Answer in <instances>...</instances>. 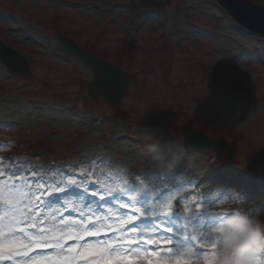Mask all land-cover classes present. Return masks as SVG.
<instances>
[{
  "label": "rangeland",
  "instance_id": "374dc122",
  "mask_svg": "<svg viewBox=\"0 0 264 264\" xmlns=\"http://www.w3.org/2000/svg\"><path fill=\"white\" fill-rule=\"evenodd\" d=\"M56 34L130 73L120 115L88 97L92 71ZM0 37L25 54L33 73L16 77L0 61V158H12L0 159V170L79 165L113 188L122 186L120 176L142 180L143 173L154 198L171 188L193 209L179 189L195 186L204 230L219 211L216 192L244 196L264 219V39L241 29L215 0H0ZM194 129L230 144L195 150L184 143ZM173 219L182 221L179 208ZM120 256L113 264L157 260Z\"/></svg>",
  "mask_w": 264,
  "mask_h": 264
},
{
  "label": "snow or ice",
  "instance_id": "6c2138e0",
  "mask_svg": "<svg viewBox=\"0 0 264 264\" xmlns=\"http://www.w3.org/2000/svg\"><path fill=\"white\" fill-rule=\"evenodd\" d=\"M113 166L119 170L116 162ZM137 176L143 179L120 176L122 186L113 188L98 182L91 171L81 172L79 165L53 166L47 173L15 163L3 168L0 264H91L100 260L113 264L112 257L123 259L122 252L125 256L150 254L157 257L156 264H177L182 256H187L182 264L193 260L209 264L214 252L211 229L222 217L212 211L214 223L204 230L201 214L205 210L186 215L183 197L176 200L169 188V196L154 198V187L143 173ZM109 182L117 184L111 176ZM179 191H187L188 199L197 194L195 186L186 185ZM177 208L182 221L173 219ZM49 222L51 229L37 228L38 223ZM17 244L20 247L13 248ZM165 244L170 246L161 247Z\"/></svg>",
  "mask_w": 264,
  "mask_h": 264
},
{
  "label": "clouds",
  "instance_id": "9594fccd",
  "mask_svg": "<svg viewBox=\"0 0 264 264\" xmlns=\"http://www.w3.org/2000/svg\"><path fill=\"white\" fill-rule=\"evenodd\" d=\"M201 199L197 190L190 202L196 204ZM213 199L222 219L211 229L215 253L212 264H264V219L258 206L239 194L220 196L216 192ZM184 210L187 215L205 207L201 204L193 209L185 203Z\"/></svg>",
  "mask_w": 264,
  "mask_h": 264
},
{
  "label": "water",
  "instance_id": "95a60500",
  "mask_svg": "<svg viewBox=\"0 0 264 264\" xmlns=\"http://www.w3.org/2000/svg\"><path fill=\"white\" fill-rule=\"evenodd\" d=\"M231 13L239 15L248 29L264 35V7H250L241 0H219ZM60 42L78 54L95 72V79L89 86V95L94 100L104 97L109 103L120 106L130 83L129 76L115 65L96 59L83 52L75 43L58 35ZM2 62L18 75H30L28 61L0 39ZM185 141L197 149L218 150L227 143L216 138H208L200 133L186 135Z\"/></svg>",
  "mask_w": 264,
  "mask_h": 264
},
{
  "label": "bare ground",
  "instance_id": "6f19581e",
  "mask_svg": "<svg viewBox=\"0 0 264 264\" xmlns=\"http://www.w3.org/2000/svg\"><path fill=\"white\" fill-rule=\"evenodd\" d=\"M66 9H67V7H66ZM48 220L50 221L51 220V217H49ZM52 227H53V224L49 222L48 223V228L51 229ZM113 259H114V256L112 257V261H113ZM139 261H140V264H150V261L145 260V259L144 260H139Z\"/></svg>",
  "mask_w": 264,
  "mask_h": 264
}]
</instances>
